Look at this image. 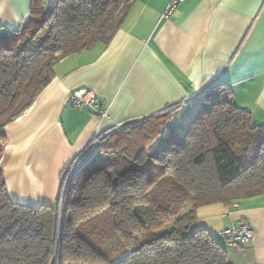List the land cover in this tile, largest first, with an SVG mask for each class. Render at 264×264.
I'll return each instance as SVG.
<instances>
[{
    "label": "trees",
    "instance_id": "1",
    "mask_svg": "<svg viewBox=\"0 0 264 264\" xmlns=\"http://www.w3.org/2000/svg\"><path fill=\"white\" fill-rule=\"evenodd\" d=\"M133 2L29 0L24 23L0 33V158L3 127L33 104L57 62L110 41ZM199 98L183 130L157 123L159 113L102 135V157L85 160V151L54 203L12 200L0 167V264H227L226 248L191 226L202 205L264 194V127L227 83ZM107 234L126 248L113 262L90 241Z\"/></svg>",
    "mask_w": 264,
    "mask_h": 264
},
{
    "label": "crops",
    "instance_id": "2",
    "mask_svg": "<svg viewBox=\"0 0 264 264\" xmlns=\"http://www.w3.org/2000/svg\"><path fill=\"white\" fill-rule=\"evenodd\" d=\"M168 2L134 0L110 41L57 62L33 104L3 127L0 167L12 200L53 203L66 167L96 137L125 123L176 105L171 122L183 130L214 82L229 84L235 103L264 127V0H184L164 15ZM28 15L29 0H0V33ZM78 88L94 90L108 117L73 106ZM236 202L200 206L191 227L206 229L226 248L227 264H264V194ZM239 221L253 238L229 244L222 230Z\"/></svg>",
    "mask_w": 264,
    "mask_h": 264
},
{
    "label": "built area",
    "instance_id": "3",
    "mask_svg": "<svg viewBox=\"0 0 264 264\" xmlns=\"http://www.w3.org/2000/svg\"><path fill=\"white\" fill-rule=\"evenodd\" d=\"M183 1L184 0H169L163 14H171ZM70 102L73 106L91 109L94 114L99 117L103 118L108 116L107 110L98 105L96 94L94 90L90 88L75 89L71 93ZM94 141L95 139L92 141V143H94ZM92 143L90 145H92ZM233 206L237 207L236 204ZM222 235L229 244L243 245L253 238L254 232L246 221H239L228 227H225L222 230Z\"/></svg>",
    "mask_w": 264,
    "mask_h": 264
},
{
    "label": "rangeland",
    "instance_id": "4",
    "mask_svg": "<svg viewBox=\"0 0 264 264\" xmlns=\"http://www.w3.org/2000/svg\"><path fill=\"white\" fill-rule=\"evenodd\" d=\"M175 106H171L169 109L165 110L164 113H160L158 115V117L156 118V122L157 123H164L165 120H168L169 122H171L172 121L171 119L173 118V109L176 108ZM103 137L104 136L99 135L98 138H95L94 143H92V145H89L87 147L85 155L83 156L85 158V160L89 159L95 155H96L95 157L99 158V159H100V157H102V155H101L102 152H98V151H99V143L102 141ZM160 138L161 137H158L153 142L152 146L148 150V151H150V153L156 154V148L158 147V143L161 140ZM97 152H98V154H97ZM79 159H77L76 161L71 163L68 167H66L67 169H65L66 171L64 173V176L62 175L63 184L61 187V190H62L61 197H62V194H63L64 189L68 183L70 176L76 170V166L79 162ZM99 159H98V161H99ZM62 173H63V171H62ZM90 241L92 243H94L97 246V248L100 249L107 256V258L109 259L110 262L115 261L122 254H124L126 252V248H124L122 241L116 236V234H107V237H101V236L96 235V236L91 237Z\"/></svg>",
    "mask_w": 264,
    "mask_h": 264
},
{
    "label": "water",
    "instance_id": "5",
    "mask_svg": "<svg viewBox=\"0 0 264 264\" xmlns=\"http://www.w3.org/2000/svg\"><path fill=\"white\" fill-rule=\"evenodd\" d=\"M50 264H52V262Z\"/></svg>",
    "mask_w": 264,
    "mask_h": 264
}]
</instances>
